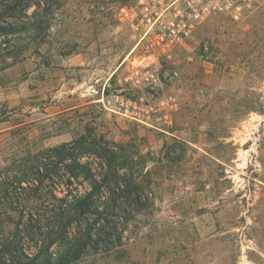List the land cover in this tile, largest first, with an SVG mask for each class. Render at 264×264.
<instances>
[{
  "label": "rangeland",
  "instance_id": "374dc122",
  "mask_svg": "<svg viewBox=\"0 0 264 264\" xmlns=\"http://www.w3.org/2000/svg\"><path fill=\"white\" fill-rule=\"evenodd\" d=\"M134 1L35 0L43 28L23 30L33 5L22 31L0 29L2 209L15 206L3 189L6 168L17 174L38 152L102 137L115 145L122 180L139 176L141 201L115 220L111 254L95 261L87 251L78 264H264V0H249L238 19L198 26L168 61L131 54L135 34L119 9ZM11 2L0 0L2 28L15 14ZM12 36H22L14 53ZM137 68L153 79L134 82ZM119 99L153 105V125L119 111ZM94 154L81 161L95 166ZM42 185L15 189L28 196L27 214L2 213L0 242L17 225L52 222L57 199L90 188L84 175L68 188L56 177Z\"/></svg>",
  "mask_w": 264,
  "mask_h": 264
},
{
  "label": "trees",
  "instance_id": "16d2710c",
  "mask_svg": "<svg viewBox=\"0 0 264 264\" xmlns=\"http://www.w3.org/2000/svg\"><path fill=\"white\" fill-rule=\"evenodd\" d=\"M11 1L15 13L12 21L6 22L4 28L0 26V29L5 31V35L22 31L21 25L25 24L21 19L28 17L26 12L33 5L37 6L32 15L35 20L33 23L29 21L28 26H24L23 30L29 27L35 29L37 26L44 27L45 20H39L40 3L35 0ZM21 39L22 36H12L7 40L8 47L14 48L12 53L17 49V44L14 43ZM14 63L15 60L11 65ZM114 147L112 142L102 137L83 136L79 140L34 154L32 164L25 166L17 174L13 172L15 171L13 167L5 169L11 171L12 176L8 177L10 186L3 182L5 183L3 189L5 195L12 197L15 206L4 211L0 204V220L2 213L8 215L10 212H17L19 216L27 214L25 203L28 196L26 193L15 191L17 187L38 192L46 179L56 177L60 185L68 188L72 180H79V177L84 175L85 179H88L90 188L84 194L57 199L59 206L50 211L51 217L39 214L42 218L50 217L52 222L29 221L22 228L17 225L11 239L0 242V264H78L86 256L87 251L88 260L94 258L95 261L111 254L110 252L115 249L120 225L119 221L115 220L133 214V210H128V204L132 206L141 201V192L135 190L139 185L135 183L139 176L130 171L129 178L122 180L119 169L115 166L117 151ZM87 152L95 153V166L81 161L80 155ZM2 172L0 171V176ZM32 181H36L37 184ZM24 182L31 183L32 186L25 188L22 186ZM1 185L0 182V188ZM10 188L12 192L9 191ZM17 206H20V209H17ZM77 218L86 220V226L78 224L74 228V221ZM22 234L29 237L27 244L34 242L37 250L33 254L26 252Z\"/></svg>",
  "mask_w": 264,
  "mask_h": 264
},
{
  "label": "built area",
  "instance_id": "2783aa9c",
  "mask_svg": "<svg viewBox=\"0 0 264 264\" xmlns=\"http://www.w3.org/2000/svg\"><path fill=\"white\" fill-rule=\"evenodd\" d=\"M249 0H135L119 9L120 22L130 24L135 34L131 54L145 59L168 61L193 31L213 18L238 19ZM153 76L138 68L132 73L136 83L151 81ZM119 111L148 126L158 116L151 104L119 99Z\"/></svg>",
  "mask_w": 264,
  "mask_h": 264
}]
</instances>
